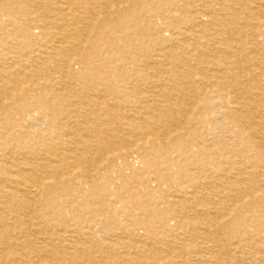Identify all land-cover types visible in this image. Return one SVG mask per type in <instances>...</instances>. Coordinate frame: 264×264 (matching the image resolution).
<instances>
[{
	"label": "bare ground",
	"instance_id": "6f19581e",
	"mask_svg": "<svg viewBox=\"0 0 264 264\" xmlns=\"http://www.w3.org/2000/svg\"><path fill=\"white\" fill-rule=\"evenodd\" d=\"M0 11V264H264V0Z\"/></svg>",
	"mask_w": 264,
	"mask_h": 264
},
{
	"label": "rangeland",
	"instance_id": "374dc122",
	"mask_svg": "<svg viewBox=\"0 0 264 264\" xmlns=\"http://www.w3.org/2000/svg\"><path fill=\"white\" fill-rule=\"evenodd\" d=\"M0 14H1V11H0ZM0 16H2V15H0ZM4 17V16H3ZM159 21V20H158ZM33 31H34V33L36 34V35H39V33H40V28H38V27H34L33 28ZM82 36H80L79 37V39H80V41H83V40H88L89 38H86L85 39V37H88L87 35H89L88 34V32H84L83 34H81ZM85 37H84V36ZM84 37V38H83ZM12 50V49H11ZM72 68L73 69H77L78 68V64L77 63H75V62H73V65H72ZM129 159V163H132L133 162V160H132V158L130 157V158H128ZM134 165H136L137 163H133ZM117 168V167H116ZM116 168H114V172H116ZM126 171V170H125ZM129 170H127L126 172H128ZM117 173V172H116ZM113 186V185H112ZM117 185H115V187H116ZM163 186H165V185H163ZM114 187H112V189H113ZM170 225H172L171 224V221H170ZM97 235H100L99 233H97Z\"/></svg>",
	"mask_w": 264,
	"mask_h": 264
}]
</instances>
